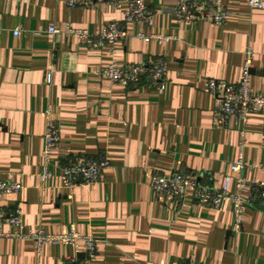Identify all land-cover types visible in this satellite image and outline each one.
Here are the masks:
<instances>
[{
  "label": "crops",
  "instance_id": "1",
  "mask_svg": "<svg viewBox=\"0 0 264 264\" xmlns=\"http://www.w3.org/2000/svg\"><path fill=\"white\" fill-rule=\"evenodd\" d=\"M130 1L120 0L119 9L103 0L94 9H70L65 0H0V181L24 188L0 196V207L21 209L28 232L59 235L74 226L93 236L98 255L90 264H264V208L249 204L236 233L232 202L204 207L192 191L182 201L158 200L151 188L153 176L175 172L206 176L218 190L226 177H236L231 166L240 156V133L233 123L213 128L216 99L204 84L239 82L251 49V88L264 95V7L223 0L231 19L217 27L206 20L178 23L176 0H146L148 20L127 25L129 38L117 43L116 58L122 65L164 60L168 80L159 92L102 78L111 62L107 48L48 34L53 26L101 32L123 21ZM139 34L171 39L146 42ZM48 110L59 123L61 145L52 178L43 183ZM244 138V160L264 164V112L250 114ZM100 154L111 162L102 181L74 190L70 199L61 166ZM244 176L264 181L257 170ZM15 231L4 226L7 234ZM74 255L73 247L48 244L39 256L31 240L0 237V264H64Z\"/></svg>",
  "mask_w": 264,
  "mask_h": 264
},
{
  "label": "built area",
  "instance_id": "2",
  "mask_svg": "<svg viewBox=\"0 0 264 264\" xmlns=\"http://www.w3.org/2000/svg\"><path fill=\"white\" fill-rule=\"evenodd\" d=\"M252 9L261 10L264 0H246ZM99 0H65L70 9H94ZM108 5L121 8L120 0H103ZM148 5L146 0H131L128 10L124 13L123 21H114L101 32L92 33L88 30L73 29L68 27L65 32L51 27L48 30L50 36L59 34L73 35L83 44L94 50L107 48L111 57L109 66L99 72L102 78L109 79L113 84H119L125 88H138L150 85L159 92L166 90L168 80V68L164 60H155L144 65H122L117 60V43L129 38L127 25L133 22L148 20ZM180 24L192 25L198 20H206L217 27L226 25L231 19V14L223 4V0H176L172 12ZM20 32H15L18 36ZM139 39L146 42L157 40L169 41L170 37L153 35L150 37L139 34ZM254 53L250 49L246 53V61L241 80L237 83H228L217 79H208L204 84V92L215 97L216 103L213 111V128L230 129L233 127L239 131L242 143L239 159L232 164L231 170L236 177H226L222 189H215L211 179L206 176L189 177L182 173L169 175H155L151 180V188L158 200H179L186 198L189 191L194 194L197 204L218 209L225 202H232L234 207L233 231L239 233L242 230L243 217L246 207L258 205L264 208V181L256 179L248 180L244 176L246 170L260 171L264 174V164H249L243 158L244 135L252 113L264 112V95L253 92L251 88V73L253 69ZM47 128L44 137V150L42 154L43 168L40 174L43 183L52 178L54 167L53 157L55 151L61 145V132L58 121L53 113L48 110ZM111 166L107 154L96 157H71L61 166V179L63 186L72 193L78 188H87L100 183L104 172ZM235 183L236 193L230 192L231 184ZM23 186L14 181H0V196L19 194ZM21 209L10 211L0 207V237L25 239L35 242L39 256L45 245H63L73 247L76 255L67 256L64 264H90L98 255V240L93 236H84L76 227H72L68 233L53 235L43 229L39 231H26L23 224ZM9 225L17 231L5 233L4 226ZM83 246V251L80 249ZM83 253L84 259L79 255Z\"/></svg>",
  "mask_w": 264,
  "mask_h": 264
},
{
  "label": "water",
  "instance_id": "3",
  "mask_svg": "<svg viewBox=\"0 0 264 264\" xmlns=\"http://www.w3.org/2000/svg\"><path fill=\"white\" fill-rule=\"evenodd\" d=\"M82 258H84V256H81Z\"/></svg>",
  "mask_w": 264,
  "mask_h": 264
}]
</instances>
